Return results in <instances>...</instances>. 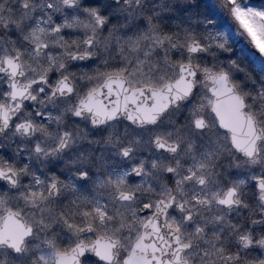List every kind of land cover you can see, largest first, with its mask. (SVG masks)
<instances>
[{"label": "snow or ice", "instance_id": "obj_1", "mask_svg": "<svg viewBox=\"0 0 264 264\" xmlns=\"http://www.w3.org/2000/svg\"><path fill=\"white\" fill-rule=\"evenodd\" d=\"M0 264H264V0H0Z\"/></svg>", "mask_w": 264, "mask_h": 264}, {"label": "rangeland", "instance_id": "obj_2", "mask_svg": "<svg viewBox=\"0 0 264 264\" xmlns=\"http://www.w3.org/2000/svg\"><path fill=\"white\" fill-rule=\"evenodd\" d=\"M256 6H259V0H255Z\"/></svg>", "mask_w": 264, "mask_h": 264}]
</instances>
